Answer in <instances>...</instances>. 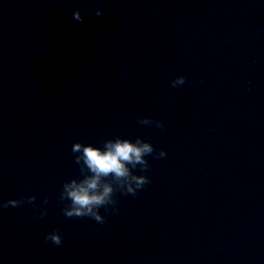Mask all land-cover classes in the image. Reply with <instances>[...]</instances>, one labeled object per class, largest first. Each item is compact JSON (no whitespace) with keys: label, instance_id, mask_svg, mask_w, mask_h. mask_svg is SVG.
Returning <instances> with one entry per match:
<instances>
[{"label":"water","instance_id":"1","mask_svg":"<svg viewBox=\"0 0 264 264\" xmlns=\"http://www.w3.org/2000/svg\"><path fill=\"white\" fill-rule=\"evenodd\" d=\"M115 137L167 156L106 223L66 218L72 145ZM33 195L0 264H264V0H0V205Z\"/></svg>","mask_w":264,"mask_h":264},{"label":"clouds","instance_id":"2","mask_svg":"<svg viewBox=\"0 0 264 264\" xmlns=\"http://www.w3.org/2000/svg\"><path fill=\"white\" fill-rule=\"evenodd\" d=\"M87 14H94L101 17L104 13L100 10H86ZM84 14L81 11L74 12L77 21H83ZM127 72L124 73L127 76ZM187 82L183 75L178 76L171 82L173 88L180 87ZM141 125L152 126L164 130L165 125L161 121L150 118H138ZM72 153L75 163L79 165L80 178L71 179L62 185L58 196V203L63 205V215L68 219L89 218L99 224L106 223V217L100 214V209L104 208L106 213H118L119 209L117 193L124 196L136 197L140 190L151 184V179L147 173L151 169L146 157L152 156L154 159H162L167 153L161 149L156 151L151 142L137 137L135 141L122 137H115L103 142L102 147L92 144L76 142L72 145ZM139 170L144 175H136L135 170ZM45 196L43 203H48ZM36 196L25 197L19 200H9L0 205L2 208L21 207L25 203L35 207ZM67 202V203H66ZM47 211H40L35 219H44ZM45 242H50L54 246H61L63 235L57 229L45 236Z\"/></svg>","mask_w":264,"mask_h":264}]
</instances>
